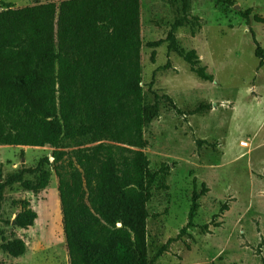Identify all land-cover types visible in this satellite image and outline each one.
Returning <instances> with one entry per match:
<instances>
[{
	"label": "rangeland",
	"instance_id": "obj_1",
	"mask_svg": "<svg viewBox=\"0 0 264 264\" xmlns=\"http://www.w3.org/2000/svg\"><path fill=\"white\" fill-rule=\"evenodd\" d=\"M61 1L0 0V11L4 4L19 9ZM247 10L246 20L240 13ZM183 16L181 0H140V87L145 102L160 101L159 117L143 130L142 151L152 172L166 169L146 205L148 258L152 264H264V64L259 67L251 36L264 52V22L253 19L264 20V0L232 6L189 0L188 23L173 30ZM170 32L179 48L195 51L197 67L213 81L199 79L168 50ZM52 151L0 146L2 183L31 170L22 182L36 186L40 171L50 174L44 189L15 183L2 190L0 247L20 239L26 250L12 258L0 249V264H69ZM194 202L195 227L178 237ZM24 208L36 213L27 229L15 222Z\"/></svg>",
	"mask_w": 264,
	"mask_h": 264
},
{
	"label": "trees",
	"instance_id": "obj_2",
	"mask_svg": "<svg viewBox=\"0 0 264 264\" xmlns=\"http://www.w3.org/2000/svg\"><path fill=\"white\" fill-rule=\"evenodd\" d=\"M209 1L233 5V0ZM181 2L184 16L173 30L188 23L189 0ZM4 8L0 146L53 149L69 264H152L146 205L151 185L166 169L152 172L142 151L143 130L159 117L160 101L155 96L153 103L145 102L140 87V0H64ZM250 12L240 14L247 20ZM251 36L262 67L264 52ZM168 41V50L199 79L213 81L204 67H197L195 51L179 48L173 32ZM25 173L34 171L22 170L2 183L0 171V198L7 185L22 183L35 191L48 185V171H40L36 186L22 182ZM196 210L194 202L178 237L195 227ZM35 219L36 213L24 208L15 222L27 229ZM0 249L12 258L26 250L20 239Z\"/></svg>",
	"mask_w": 264,
	"mask_h": 264
},
{
	"label": "built area",
	"instance_id": "obj_3",
	"mask_svg": "<svg viewBox=\"0 0 264 264\" xmlns=\"http://www.w3.org/2000/svg\"><path fill=\"white\" fill-rule=\"evenodd\" d=\"M245 145V144H244Z\"/></svg>",
	"mask_w": 264,
	"mask_h": 264
}]
</instances>
